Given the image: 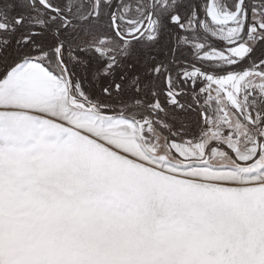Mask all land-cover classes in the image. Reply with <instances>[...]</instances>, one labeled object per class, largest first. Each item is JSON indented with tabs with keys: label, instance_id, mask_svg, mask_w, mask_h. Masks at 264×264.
Wrapping results in <instances>:
<instances>
[{
	"label": "snow or ice",
	"instance_id": "obj_1",
	"mask_svg": "<svg viewBox=\"0 0 264 264\" xmlns=\"http://www.w3.org/2000/svg\"><path fill=\"white\" fill-rule=\"evenodd\" d=\"M0 264H264V0H0Z\"/></svg>",
	"mask_w": 264,
	"mask_h": 264
}]
</instances>
